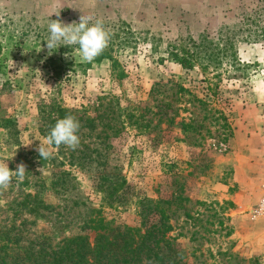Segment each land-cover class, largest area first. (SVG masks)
<instances>
[{
  "label": "rangeland",
  "instance_id": "1",
  "mask_svg": "<svg viewBox=\"0 0 264 264\" xmlns=\"http://www.w3.org/2000/svg\"><path fill=\"white\" fill-rule=\"evenodd\" d=\"M53 12L59 16L50 17ZM81 15L93 22H124L136 33V49L117 56L122 79L107 61L78 67L89 63L81 61L79 50L63 57L76 65V72L54 79L48 59L59 48L49 54L47 23H78ZM203 36L236 54L241 64L230 75L240 77L226 79L222 70L220 78L208 74L217 85L211 92L197 69L158 63L168 46ZM0 41V161L12 171L23 163L27 171L22 182L14 179L0 190V229L23 225V243L45 233L55 245L79 234L97 211L117 225L136 227L140 201L169 198L175 176L183 178L185 196L193 202H228L222 198L227 193L218 189L234 185L227 160L235 152L244 157V136L256 141L261 132L258 140L264 146V128L255 129L260 121L264 124V0H0ZM168 81L182 83L208 105L183 110L177 104L166 110L163 103L171 94L152 89ZM175 111L176 123L193 114L201 128L182 134L165 118L159 121L160 114ZM66 115L80 123L79 146L72 150L62 144L43 160L40 142ZM218 115L226 118L228 128L215 120ZM105 174L115 176L117 185L104 182ZM33 196L49 209L30 213L24 203L33 205ZM186 208L194 220L179 212L171 219L170 236L184 250L187 264H264L261 256H244V226L236 230L231 210L224 214L193 203ZM236 216L244 219V208Z\"/></svg>",
  "mask_w": 264,
  "mask_h": 264
},
{
  "label": "trees",
  "instance_id": "2",
  "mask_svg": "<svg viewBox=\"0 0 264 264\" xmlns=\"http://www.w3.org/2000/svg\"><path fill=\"white\" fill-rule=\"evenodd\" d=\"M103 24L110 33V41L102 54L93 60V63L100 64L107 61L113 73L116 72L117 77L122 79L124 73L120 69L117 56L126 49H136L139 44L138 38L130 26L124 22ZM75 50H79L78 45L69 47L61 45L57 56L48 59V67L56 81H62V77L67 76L68 73L76 72V65L73 62L66 64L63 58L66 53L72 54ZM2 52L3 47L0 41V56ZM164 61L172 62L185 71L196 69L200 71L201 82L206 85L208 92L217 88V85L212 84L211 79L208 78L210 73H214L215 78H220L218 73L222 70L226 79L240 77L234 74L230 76L231 73L241 69L236 54H229L225 46L209 41L207 36H203L199 41L188 39L181 45L168 46L166 58H160L158 63L163 64ZM90 66L89 62L86 65L79 64L78 67L89 68ZM152 92L171 94L169 101L163 103L166 110H172L173 105L177 104H181L184 107L183 110H188L193 106L204 108L208 105V102L199 99L190 89L178 82L168 81L156 84ZM162 105L156 109L159 110ZM58 111L61 115L65 114L61 108H58ZM155 115L159 114L155 113L153 116ZM177 117V112L172 116L160 114L159 121L165 118L169 126L175 125L182 134L195 133L201 128L200 125H196L197 120L193 114L190 118L181 119L178 123L175 122ZM215 120L224 122L223 125L228 128L224 116L218 115ZM168 169L172 170L173 166L169 165ZM109 177L115 179L111 180ZM180 178L179 176L172 177L171 183L175 190L169 198L158 200L145 198L140 201L142 208L138 213L140 220L136 227L117 225L113 220H106L97 211L94 218L83 224L79 234L65 238L55 245L45 233L27 238L26 243H23V225H20L18 229H15L14 224L3 227L0 229V264H187L184 250L176 244V238L170 236L174 231L171 219L182 211L186 220H194L186 210L187 205L192 203L199 207H217L224 214L233 208V204L229 201L209 205L200 201L193 202L185 196L186 187L183 178L182 180ZM103 179L110 186L117 185V178L112 174H105ZM28 197L31 198V196ZM32 198L33 205L29 206V203H24L25 207H29L30 213L37 214L40 209H49L36 196ZM196 214L200 216L199 212ZM218 216V212L214 211L218 224L223 225V219ZM90 233L94 234L92 240L89 237ZM178 236L182 235L178 234ZM227 236H230V232Z\"/></svg>",
  "mask_w": 264,
  "mask_h": 264
},
{
  "label": "clouds",
  "instance_id": "3",
  "mask_svg": "<svg viewBox=\"0 0 264 264\" xmlns=\"http://www.w3.org/2000/svg\"><path fill=\"white\" fill-rule=\"evenodd\" d=\"M60 12L51 13L59 16ZM48 36L45 40L46 46L51 54L53 49H58L61 45H78L80 59L83 62H91L102 54L110 41V33L105 29L101 20L93 22L91 16L81 15L79 22L65 24L61 20L49 19L47 23ZM41 50V49H40ZM39 50V51H40ZM68 55L67 53L65 54ZM79 121L73 115H66L58 119L50 129L49 134L43 142H40L38 152L43 160L53 157L56 149L62 144L75 150L80 143L78 131ZM40 169L39 171H41ZM26 165L20 163L15 171L10 170L7 162L0 161V190H6L15 179L22 182L26 175Z\"/></svg>",
  "mask_w": 264,
  "mask_h": 264
},
{
  "label": "crops",
  "instance_id": "4",
  "mask_svg": "<svg viewBox=\"0 0 264 264\" xmlns=\"http://www.w3.org/2000/svg\"><path fill=\"white\" fill-rule=\"evenodd\" d=\"M261 128H264L262 121L255 125L256 130ZM260 137H257V140ZM257 140L244 136V157L235 152L226 162L234 170V185L218 186V189L227 193L222 198L233 204L231 214H234L237 219L236 230L244 226V256L264 258V220L251 218L252 208L260 200L264 185V146H261L262 144ZM260 146L262 150H256V147L258 149ZM230 187L235 189L231 193ZM242 208H244V219L236 216V212ZM236 232L239 234L238 231Z\"/></svg>",
  "mask_w": 264,
  "mask_h": 264
},
{
  "label": "built area",
  "instance_id": "5",
  "mask_svg": "<svg viewBox=\"0 0 264 264\" xmlns=\"http://www.w3.org/2000/svg\"><path fill=\"white\" fill-rule=\"evenodd\" d=\"M252 217L253 219L261 218L264 220V185L262 187L261 198L258 201L255 209L253 210Z\"/></svg>",
  "mask_w": 264,
  "mask_h": 264
}]
</instances>
